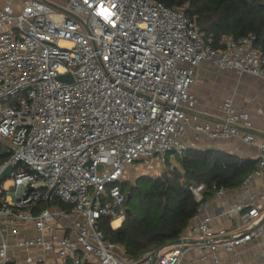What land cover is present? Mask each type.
<instances>
[{"label": "built area", "instance_id": "obj_1", "mask_svg": "<svg viewBox=\"0 0 264 264\" xmlns=\"http://www.w3.org/2000/svg\"><path fill=\"white\" fill-rule=\"evenodd\" d=\"M62 7L48 0L0 6V144L7 148L0 176L13 167L0 181V264H224L223 254L249 264L236 250L249 242L262 245L256 264H264V191L252 189L264 174V140L231 99L217 106L219 119L201 120L191 90L205 61L264 82L256 36L217 50L186 6L158 0H66ZM188 132L197 142L255 144V168L234 201L225 202L226 188L215 189L217 213L204 200L205 185H191L201 203L184 242L131 257L101 222L115 229L126 218L120 183L127 169L182 156ZM217 217L234 227L214 229Z\"/></svg>", "mask_w": 264, "mask_h": 264}, {"label": "trees", "instance_id": "obj_2", "mask_svg": "<svg viewBox=\"0 0 264 264\" xmlns=\"http://www.w3.org/2000/svg\"><path fill=\"white\" fill-rule=\"evenodd\" d=\"M158 1L169 7L186 6V12L200 30L213 34V48L225 50L228 39L252 33L256 36L255 46L264 54V0ZM6 157L1 156L0 162ZM177 158L183 171L157 178L143 175L134 184L124 181L121 187L126 208L123 224L114 229L109 219L101 222L106 238L119 244L131 257L159 250L181 237L201 203L193 195L191 185L204 184V200H207L217 188L240 187L256 164L254 159L217 148H188Z\"/></svg>", "mask_w": 264, "mask_h": 264}, {"label": "crops", "instance_id": "obj_3", "mask_svg": "<svg viewBox=\"0 0 264 264\" xmlns=\"http://www.w3.org/2000/svg\"><path fill=\"white\" fill-rule=\"evenodd\" d=\"M9 0H0V6ZM23 0H10L11 4L19 8ZM58 7L65 5L66 0H48ZM192 92L198 99L196 109L193 111L201 120H217L219 112L217 106L226 101L233 100L236 106L246 109L253 122V131L259 140H264V82L262 79L246 72L235 70H220L210 62H202L196 71L195 82L191 87ZM185 141L190 148H217L222 151L235 154L241 158H249L257 161L259 150L255 144L245 143L239 137L228 140L200 141L194 140L191 132L185 137ZM255 192L264 191V174L252 183ZM238 189H227L225 202L234 201ZM212 210L217 213L219 200L210 198ZM214 229L234 227V221L217 217L212 222ZM261 244L249 242L237 247L238 257L249 264H256V256L260 253ZM194 251L190 250L186 256V261L194 257ZM224 256V264H231V259Z\"/></svg>", "mask_w": 264, "mask_h": 264}, {"label": "rangeland", "instance_id": "obj_4", "mask_svg": "<svg viewBox=\"0 0 264 264\" xmlns=\"http://www.w3.org/2000/svg\"><path fill=\"white\" fill-rule=\"evenodd\" d=\"M183 171L182 166L175 156V154H169L165 160L157 158L153 163L147 165L143 161H135L126 171L124 177L125 181L135 183L136 179L140 176L147 175L153 178L160 176L170 175L174 172ZM122 183L120 186L122 187Z\"/></svg>", "mask_w": 264, "mask_h": 264}, {"label": "water", "instance_id": "obj_5", "mask_svg": "<svg viewBox=\"0 0 264 264\" xmlns=\"http://www.w3.org/2000/svg\"><path fill=\"white\" fill-rule=\"evenodd\" d=\"M59 8L62 9V10H65L63 7H59ZM59 78L70 80V77L67 76V75H60ZM6 154H7V148H6V147L1 148V149H0V157H1V156H4V155H6ZM12 168H13L12 166H9V167L3 172V174L0 176V181H2L6 176H9L10 171L12 170ZM127 212H128V213L130 212V210H129L128 208H127ZM182 242H184V239H183V238H178V239H176V240H173V241L167 243L165 246H170V245L178 244V243H182ZM165 246H164V247H165ZM162 248H163V247H162ZM162 248H161V249H162ZM159 250H160V249H159Z\"/></svg>", "mask_w": 264, "mask_h": 264}, {"label": "bare ground", "instance_id": "obj_6", "mask_svg": "<svg viewBox=\"0 0 264 264\" xmlns=\"http://www.w3.org/2000/svg\"><path fill=\"white\" fill-rule=\"evenodd\" d=\"M64 44H68L67 42H63ZM118 223H119V221L118 220H116V221H114V225H118Z\"/></svg>", "mask_w": 264, "mask_h": 264}]
</instances>
